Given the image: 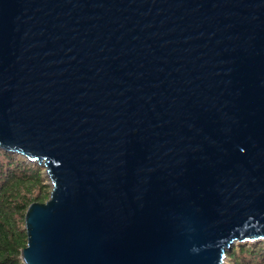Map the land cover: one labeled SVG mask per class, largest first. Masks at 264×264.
Segmentation results:
<instances>
[{"label":"water","instance_id":"water-1","mask_svg":"<svg viewBox=\"0 0 264 264\" xmlns=\"http://www.w3.org/2000/svg\"><path fill=\"white\" fill-rule=\"evenodd\" d=\"M0 150L50 185L23 264H223L264 239V0H0Z\"/></svg>","mask_w":264,"mask_h":264},{"label":"trees","instance_id":"trees-1","mask_svg":"<svg viewBox=\"0 0 264 264\" xmlns=\"http://www.w3.org/2000/svg\"><path fill=\"white\" fill-rule=\"evenodd\" d=\"M44 169L17 153L0 150V264H23L26 244L24 212L31 202H44L50 185ZM229 264H264V239L252 245H233L226 251Z\"/></svg>","mask_w":264,"mask_h":264},{"label":"rangeland","instance_id":"rangeland-1","mask_svg":"<svg viewBox=\"0 0 264 264\" xmlns=\"http://www.w3.org/2000/svg\"><path fill=\"white\" fill-rule=\"evenodd\" d=\"M45 182L48 183V179H47V177H46ZM257 242H260V240L257 241ZM253 243H256V242H252V243H243V245H245V246H249V245H252ZM239 244H241V243H234V245H239ZM223 264H229V261H228L227 259H224Z\"/></svg>","mask_w":264,"mask_h":264}]
</instances>
